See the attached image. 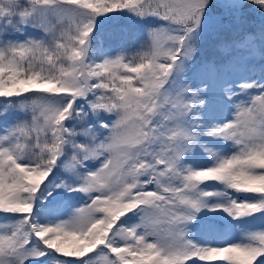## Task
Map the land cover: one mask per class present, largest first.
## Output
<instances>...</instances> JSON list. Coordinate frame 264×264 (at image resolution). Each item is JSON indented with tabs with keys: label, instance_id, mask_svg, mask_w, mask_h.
Wrapping results in <instances>:
<instances>
[{
	"label": "snow or ice",
	"instance_id": "snow-or-ice-1",
	"mask_svg": "<svg viewBox=\"0 0 264 264\" xmlns=\"http://www.w3.org/2000/svg\"><path fill=\"white\" fill-rule=\"evenodd\" d=\"M0 264H264V0H0Z\"/></svg>",
	"mask_w": 264,
	"mask_h": 264
},
{
	"label": "rangeland",
	"instance_id": "rangeland-1",
	"mask_svg": "<svg viewBox=\"0 0 264 264\" xmlns=\"http://www.w3.org/2000/svg\"><path fill=\"white\" fill-rule=\"evenodd\" d=\"M254 227V229L255 230H259V225L257 224V225H255V226H253ZM235 238V237H234Z\"/></svg>",
	"mask_w": 264,
	"mask_h": 264
}]
</instances>
